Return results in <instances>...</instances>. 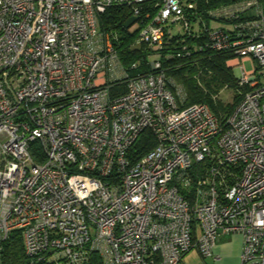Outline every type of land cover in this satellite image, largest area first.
<instances>
[{
  "label": "built area",
  "instance_id": "1",
  "mask_svg": "<svg viewBox=\"0 0 264 264\" xmlns=\"http://www.w3.org/2000/svg\"><path fill=\"white\" fill-rule=\"evenodd\" d=\"M115 6L150 49L231 53V111L184 105L157 58L131 74L100 28ZM13 230L22 264H186L238 233L264 264V0H0V255Z\"/></svg>",
  "mask_w": 264,
  "mask_h": 264
},
{
  "label": "trees",
  "instance_id": "2",
  "mask_svg": "<svg viewBox=\"0 0 264 264\" xmlns=\"http://www.w3.org/2000/svg\"><path fill=\"white\" fill-rule=\"evenodd\" d=\"M146 9L150 8L145 7ZM129 16L128 7H109L99 16L100 28L118 34L117 40L113 43L123 66L130 67L133 62L138 64L137 70L131 71V74L139 71L146 72L150 67L151 51L144 43L134 45L137 37L136 29L131 31L124 27V22ZM165 40L167 41L163 47L152 49L158 54V57L152 58L161 61L169 84L181 86L184 92V105L205 103L218 116L230 112L240 98L233 69L227 63L233 55L226 51L217 52L208 48H196L194 44L201 42V39L197 38L187 41L190 48L188 55L177 57L175 53L180 47V34L172 32ZM226 88L233 89L234 96L230 103L223 104L219 101L218 95ZM117 92L118 90L113 87L111 93ZM143 140L145 139L141 138L135 144V147L139 149L138 154H143L148 149L142 145ZM0 258L2 264H22L26 260L19 230H13L3 241ZM37 264L52 263L40 261ZM85 264H103V261L98 253H92Z\"/></svg>",
  "mask_w": 264,
  "mask_h": 264
},
{
  "label": "rangeland",
  "instance_id": "3",
  "mask_svg": "<svg viewBox=\"0 0 264 264\" xmlns=\"http://www.w3.org/2000/svg\"><path fill=\"white\" fill-rule=\"evenodd\" d=\"M215 23H211V25H214ZM136 27V23L129 27V30L133 31ZM179 27L178 25L176 26ZM176 28V30H177ZM179 29V28H178ZM110 32V31H109ZM115 33V32H113ZM116 34V33H115ZM118 37V34H116ZM167 41V40H166ZM134 45H138V43L134 42ZM150 49V48H149ZM155 50V48H153ZM152 48L150 49L151 54L150 59L152 57H158V54L154 53ZM154 53V54H153ZM255 63V62H254ZM234 62L231 60H228V65L233 69L235 78L237 80V71L233 66ZM253 61L252 60H245L244 66L245 70H251L253 67ZM234 91L231 88H226L220 91L218 95V99L223 104H228L233 100ZM242 235L241 234H233V235H224L219 238L218 240V246L217 249H214V255L217 256V259L213 258H202L198 252L193 249L190 252H188L183 257V262L186 264H199L202 262H205L206 264H240L241 263V248H242ZM224 246V247H222ZM240 247V250H239Z\"/></svg>",
  "mask_w": 264,
  "mask_h": 264
},
{
  "label": "water",
  "instance_id": "4",
  "mask_svg": "<svg viewBox=\"0 0 264 264\" xmlns=\"http://www.w3.org/2000/svg\"><path fill=\"white\" fill-rule=\"evenodd\" d=\"M135 17H129L125 22H124V27L128 28L134 21H135Z\"/></svg>",
  "mask_w": 264,
  "mask_h": 264
},
{
  "label": "crops",
  "instance_id": "5",
  "mask_svg": "<svg viewBox=\"0 0 264 264\" xmlns=\"http://www.w3.org/2000/svg\"><path fill=\"white\" fill-rule=\"evenodd\" d=\"M217 247H219V246H218V241H217V243H216V245H215L214 249L216 250V249H217ZM222 247H224V246H222ZM239 250H240V247H239Z\"/></svg>",
  "mask_w": 264,
  "mask_h": 264
}]
</instances>
